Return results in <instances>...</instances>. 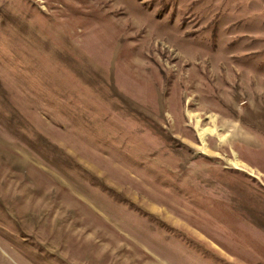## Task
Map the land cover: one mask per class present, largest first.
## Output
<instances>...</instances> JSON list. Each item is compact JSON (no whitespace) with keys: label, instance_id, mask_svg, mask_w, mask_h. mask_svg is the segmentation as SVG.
Segmentation results:
<instances>
[{"label":"rangeland","instance_id":"1","mask_svg":"<svg viewBox=\"0 0 264 264\" xmlns=\"http://www.w3.org/2000/svg\"><path fill=\"white\" fill-rule=\"evenodd\" d=\"M0 264H264V0H0Z\"/></svg>","mask_w":264,"mask_h":264},{"label":"bare ground","instance_id":"2","mask_svg":"<svg viewBox=\"0 0 264 264\" xmlns=\"http://www.w3.org/2000/svg\"><path fill=\"white\" fill-rule=\"evenodd\" d=\"M183 70V69H182ZM182 76V75H181ZM204 132V131H203ZM201 135H203V133L201 134Z\"/></svg>","mask_w":264,"mask_h":264}]
</instances>
